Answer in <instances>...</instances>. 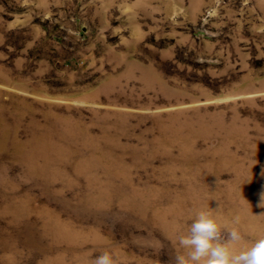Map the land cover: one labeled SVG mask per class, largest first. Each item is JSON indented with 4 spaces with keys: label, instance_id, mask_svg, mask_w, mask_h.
Instances as JSON below:
<instances>
[{
    "label": "rangeland",
    "instance_id": "374dc122",
    "mask_svg": "<svg viewBox=\"0 0 264 264\" xmlns=\"http://www.w3.org/2000/svg\"><path fill=\"white\" fill-rule=\"evenodd\" d=\"M262 193L264 0H0V264L242 250Z\"/></svg>",
    "mask_w": 264,
    "mask_h": 264
},
{
    "label": "clouds",
    "instance_id": "9594fccd",
    "mask_svg": "<svg viewBox=\"0 0 264 264\" xmlns=\"http://www.w3.org/2000/svg\"><path fill=\"white\" fill-rule=\"evenodd\" d=\"M260 207L264 206V193ZM243 240L238 229H228L210 211L196 213L187 233L178 237V244L186 250L175 257V264H264V236H260L242 250L237 245ZM92 264H118L113 253L105 251Z\"/></svg>",
    "mask_w": 264,
    "mask_h": 264
}]
</instances>
